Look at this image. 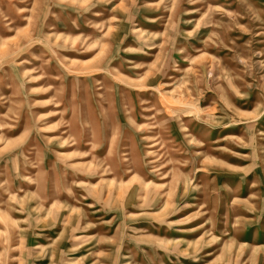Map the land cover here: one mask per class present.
<instances>
[{"label":"rangeland","instance_id":"1","mask_svg":"<svg viewBox=\"0 0 264 264\" xmlns=\"http://www.w3.org/2000/svg\"><path fill=\"white\" fill-rule=\"evenodd\" d=\"M0 264H264V0H0Z\"/></svg>","mask_w":264,"mask_h":264}]
</instances>
